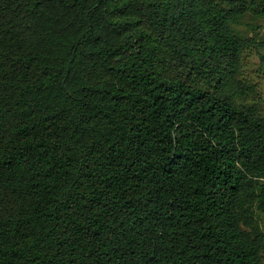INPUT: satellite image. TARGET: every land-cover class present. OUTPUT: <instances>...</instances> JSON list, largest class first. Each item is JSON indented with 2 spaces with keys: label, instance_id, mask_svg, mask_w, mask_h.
I'll list each match as a JSON object with an SVG mask.
<instances>
[{
  "label": "trees",
  "instance_id": "obj_1",
  "mask_svg": "<svg viewBox=\"0 0 264 264\" xmlns=\"http://www.w3.org/2000/svg\"><path fill=\"white\" fill-rule=\"evenodd\" d=\"M264 0H0V264H263Z\"/></svg>",
  "mask_w": 264,
  "mask_h": 264
},
{
  "label": "rangeland",
  "instance_id": "obj_2",
  "mask_svg": "<svg viewBox=\"0 0 264 264\" xmlns=\"http://www.w3.org/2000/svg\"><path fill=\"white\" fill-rule=\"evenodd\" d=\"M247 36H254L257 40H264V19L246 18L240 27ZM254 49L247 55L242 69L243 78L255 86V92L249 95L250 100L258 102L264 110V67L260 65L259 57ZM264 264V260H263Z\"/></svg>",
  "mask_w": 264,
  "mask_h": 264
}]
</instances>
